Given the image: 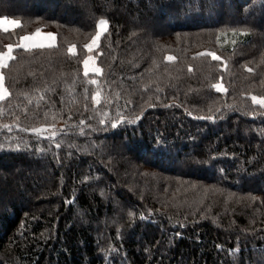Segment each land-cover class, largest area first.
Here are the masks:
<instances>
[{
    "label": "trees",
    "instance_id": "trees-1",
    "mask_svg": "<svg viewBox=\"0 0 264 264\" xmlns=\"http://www.w3.org/2000/svg\"><path fill=\"white\" fill-rule=\"evenodd\" d=\"M9 1L0 264H264V0Z\"/></svg>",
    "mask_w": 264,
    "mask_h": 264
},
{
    "label": "rangeland",
    "instance_id": "rangeland-1",
    "mask_svg": "<svg viewBox=\"0 0 264 264\" xmlns=\"http://www.w3.org/2000/svg\"><path fill=\"white\" fill-rule=\"evenodd\" d=\"M1 1H4L3 2V5H5L6 7L11 5V1H9V0H1ZM85 18L86 17L83 18V21H85ZM148 26L152 30H158L159 29L158 28L159 25H158L157 21L155 20V18H153V20L149 21ZM106 27H107L106 25H105V27L103 29H99L97 27V32L98 31L100 32V37L104 33V31L106 30ZM37 29H38L37 31H35L30 36H28V37H31L30 40L23 41V43L26 45V47L27 46H31V47L40 46L41 47V46H49V45H52V41L54 40V37L56 36V29L52 25H50V24H48L46 27H39ZM97 32H96V35H97ZM37 33H39V35H37ZM96 35L93 37V39L96 37ZM99 39L96 41L95 44H93V40H91L89 42V44L85 47V58L83 59V62H82V67H83V71H84L85 74H99L100 73L99 71H97V69H99V68L97 67L96 58L94 56V50L96 49V47L98 45ZM89 45H91V50H89V47H88ZM13 50H14V48L12 49V52H13ZM71 52L74 53L75 52V49H71ZM168 57H170V56H168ZM168 57H167V59H168ZM10 59H5L4 65L6 63H8V61H10ZM172 59H168V60L170 61ZM86 61H87V68L85 67V62ZM1 68L2 67H0V75L3 76V72L1 70ZM3 85H4V80H3ZM6 94H7V90H6L5 86H4V96ZM48 134H50V135L53 134V131L48 132ZM232 134H233V136L235 138H241V136L244 135V134H239V133H236V132H233ZM42 136H45V135H42ZM124 146H121L119 148H116L115 152L119 154L120 152H122V150H124V148H125ZM22 172L23 171H20V174L13 175L12 177H10L11 175L9 177H8V175L5 176L6 177V180H8V181H10V183H12V185H10V187H12L14 184H17L19 182V179H21V177H23ZM3 179H4L3 178V174L0 172V191L3 190V192H4L5 191L4 188H5L6 183H4V180ZM1 192H0V198L3 197V194ZM27 196H29V195H27ZM16 198L14 196L12 198V200H16ZM113 215H115V214H113ZM107 223L109 224V222H106L105 224H107ZM103 224L104 223L100 224L99 226H102Z\"/></svg>",
    "mask_w": 264,
    "mask_h": 264
},
{
    "label": "snow or ice",
    "instance_id": "snow-or-ice-1",
    "mask_svg": "<svg viewBox=\"0 0 264 264\" xmlns=\"http://www.w3.org/2000/svg\"><path fill=\"white\" fill-rule=\"evenodd\" d=\"M106 23L107 22L105 20H100L98 28L103 29ZM9 26L19 27V21L10 20L8 17L0 18V29L8 30ZM37 35H39V33H37ZM99 38H100V32L98 31L96 37L93 39V44H95ZM24 39H29V37H25ZM88 47L89 50H91V45H89ZM12 49H13V45L9 44L7 45V51L0 52V67L4 66L5 59H10L12 57ZM206 55L211 56L213 60L220 59V57H218L215 52H209L206 53ZM168 59H172V57H168ZM85 67L87 68V61L85 62ZM97 71H99V69H97ZM189 71H191V69H189ZM249 71H251V69H249ZM214 87L217 91H223L220 84H216L214 85ZM3 98H4L3 76L0 75V100H2ZM93 99H96V97H93ZM251 100L254 104H258L261 106V108H264V98L253 95L251 97ZM117 120L119 121V117H117ZM127 123L131 124L133 123V121L129 120ZM100 124H105V121L101 120ZM117 127H118L117 123H111V129H116ZM108 130H109L108 128L95 129V131H108Z\"/></svg>",
    "mask_w": 264,
    "mask_h": 264
}]
</instances>
